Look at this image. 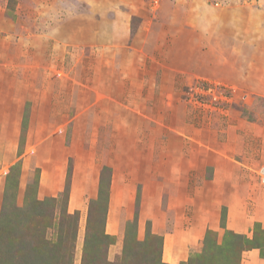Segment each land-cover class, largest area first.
Returning <instances> with one entry per match:
<instances>
[{
    "label": "rangeland",
    "instance_id": "rangeland-1",
    "mask_svg": "<svg viewBox=\"0 0 264 264\" xmlns=\"http://www.w3.org/2000/svg\"><path fill=\"white\" fill-rule=\"evenodd\" d=\"M174 20L185 28L160 38ZM192 231L194 249L168 262ZM253 255L264 0H0V264Z\"/></svg>",
    "mask_w": 264,
    "mask_h": 264
},
{
    "label": "crops",
    "instance_id": "crops-1",
    "mask_svg": "<svg viewBox=\"0 0 264 264\" xmlns=\"http://www.w3.org/2000/svg\"><path fill=\"white\" fill-rule=\"evenodd\" d=\"M186 23H187V21H183L181 23H176L175 20H174V22L173 21H171V22L169 21V22H167V23L164 24L166 26L165 28L163 27L162 29H159L157 27L155 30L156 31L157 30L159 31L158 32V35H159L160 38H164L163 37V33H167L168 34L170 31H172V29L174 31L177 30V29H184L185 26L183 24H186ZM101 24H103L102 21H100V26H101ZM116 25H117V23H116ZM101 28H103V27H101ZM99 33H101V32H99ZM93 36H95V35H93ZM106 38H107V36H106ZM173 40H171V41H173ZM176 43L177 44H175V43L170 44L168 42H165V43L159 42L158 45H159V48L165 49V51H167L169 54H172L173 51L176 52V54H181V52H187V49L189 48L188 46H186L184 44L180 46L179 45V42H176ZM180 63H182V62L180 61ZM214 167H215V165H214ZM214 169H215L214 172L216 174H218L219 173V170L217 169V167H215ZM77 202L78 201H76V203ZM113 227H115V229H116V226H113ZM115 229H112V230H115ZM196 233L197 232H195V231H194V233H193V231L192 232H189V233H185L184 232L183 238L185 239V241H182V238H181L180 241L179 240H176L175 243H173V245L170 246L169 251H168L169 252L168 254L170 255L171 259H168L167 261L170 262V263H177L180 260H185V257H186V255L188 253H185V250L184 249H186V250H188V249L189 250L194 249V245H195V240L194 239L196 238L195 237ZM169 235H171V234H169ZM164 255H165V251H164ZM251 260L252 261H249L250 264H264V261L262 263L257 262L258 261V257H255L254 255H253V257H251Z\"/></svg>",
    "mask_w": 264,
    "mask_h": 264
},
{
    "label": "trees",
    "instance_id": "trees-1",
    "mask_svg": "<svg viewBox=\"0 0 264 264\" xmlns=\"http://www.w3.org/2000/svg\"><path fill=\"white\" fill-rule=\"evenodd\" d=\"M102 191V190H101ZM102 193H103V191H102ZM49 200H52V201H55L56 199L55 198H51V199H49ZM217 247L218 248H220L219 247V245H217ZM32 256V255H31ZM31 256H30V259H31ZM56 258H58V256H55V255H52V257H51V259L53 260V259H56ZM199 258H201V255L199 256ZM34 259L35 260H37V256H35L34 255ZM237 259V258H236ZM88 262V261H87ZM230 261H227L226 263L228 264ZM87 264V263H86ZM182 264H184V263H182Z\"/></svg>",
    "mask_w": 264,
    "mask_h": 264
}]
</instances>
